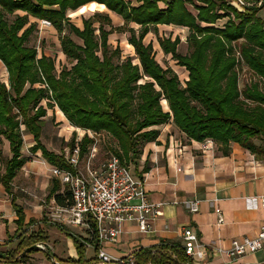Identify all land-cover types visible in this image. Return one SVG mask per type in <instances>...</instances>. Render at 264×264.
I'll list each match as a JSON object with an SVG mask.
<instances>
[{"label":"trees","instance_id":"1","mask_svg":"<svg viewBox=\"0 0 264 264\" xmlns=\"http://www.w3.org/2000/svg\"><path fill=\"white\" fill-rule=\"evenodd\" d=\"M135 1L137 6L130 0H0V63L7 73V84L0 80V138L8 142L10 153L0 173V184L7 195L12 194V182L26 163L21 151V128L32 136L31 154L39 152L50 166L76 172L63 153L47 150L40 141L46 116L43 100H47L46 107H56L70 126L85 131L78 143L81 159L94 142L86 132L104 133L117 145L111 155L127 167L139 158L144 143L157 138L159 132L152 128L170 120L191 141L212 140L223 156L229 155V144L236 143L256 160L264 158V24L257 17L258 9L239 12L216 0ZM91 3L118 16L123 25L114 27L107 14L96 13L82 20L80 29L66 17L67 10ZM8 15L13 16L11 22L6 20ZM29 17L46 21L56 30L69 68L63 66L57 72L53 59L44 54L38 57L36 48L27 45L36 29ZM222 19L226 20L219 26ZM158 25L187 30L185 55L177 52L178 37L158 39L161 51L188 72L184 86L170 68L163 69L156 62L151 43L143 42L148 33L157 34ZM114 32L129 33L128 44L138 64L127 58L119 66L114 65L113 58L119 50L110 51L108 44ZM242 65L257 80L240 89ZM141 80L143 83L138 84ZM161 99L166 101L168 112L163 111ZM75 145L73 133L67 147L72 151ZM146 171L145 166L142 172ZM60 189L59 181L51 179L46 199L57 206H70V192L61 194ZM11 205L17 217V249L22 250L21 254H31L47 238L40 230L27 235L25 226L36 221L31 219L25 224L22 207L14 198ZM56 226L70 237L77 252L78 260L68 263L84 264L85 240ZM98 248L95 242V257L88 264L97 262ZM133 256L135 264L190 261L182 245L170 242L141 248Z\"/></svg>","mask_w":264,"mask_h":264},{"label":"crops","instance_id":"2","mask_svg":"<svg viewBox=\"0 0 264 264\" xmlns=\"http://www.w3.org/2000/svg\"><path fill=\"white\" fill-rule=\"evenodd\" d=\"M216 1L218 4L225 2L228 5L231 2V0ZM245 1L256 3L259 0ZM130 2L133 6H137L135 0H130ZM93 5L99 6L91 3L76 10H67L66 17L69 20H84L100 13L107 14L111 21L121 20L115 14L107 12L102 6H99V9L90 8ZM189 7L190 10L191 7ZM256 8L258 9L257 17L264 24V0ZM190 11L195 13L193 9ZM16 14L24 15L22 12H16ZM28 20L36 21L37 19L29 17ZM223 20L226 19L221 21ZM38 24V28H53L51 25H43L40 20H38ZM131 25L137 27L134 24ZM158 27L179 28L172 25H158ZM78 28H82V21L81 27ZM54 31L56 30L54 29ZM164 126L173 127L172 134L164 132ZM152 129L158 130L157 138L152 142L144 143L141 146L139 158L130 162L127 167L135 177L144 180L145 190L150 201L165 204L161 207L159 216L150 223L148 233L142 234L138 232L134 224L127 223L117 241L104 244L102 249L113 256L125 257L134 254L141 248H151L162 242L182 245V231L185 227L195 232L200 242L206 247L225 248L232 240L255 236L264 224V206L261 205L260 199L264 195V158L256 160L249 151L236 143H230L229 155L223 156L219 146L212 140L209 144L206 141H191L174 126L171 120ZM177 133H180V140L176 139L179 136ZM206 144L207 149H205ZM130 166H132V170ZM145 166L148 171L142 172ZM23 167L17 172L12 182L11 195H7L0 184V264H40V261L35 259V255L26 254L24 256L17 249L19 243V239L15 235L17 217L11 205V198H14L15 203L21 207V171H24ZM61 190L62 188L60 193ZM192 198L200 201L199 211L195 214L190 213L184 204ZM202 204L203 209L201 210ZM216 208L220 210L223 217V223L220 225L217 224ZM24 223L27 224V221ZM33 225L34 229L29 230V234L40 230L47 238L45 242H48V234L41 227L43 224ZM28 227L32 228V225ZM25 229L28 230L26 227ZM77 229L82 232L77 236L86 240L88 232L84 228ZM67 244L68 253L65 255L62 251V257L48 249L46 252H42L50 254L49 258L55 262L59 260L58 263L71 264L68 263L70 260L75 263L78 256L72 240H69ZM94 257V246L84 248L82 260L84 264H88L87 261ZM92 264H96V262L94 261ZM187 264H264V248L238 258L229 259L223 255H215L204 260H190Z\"/></svg>","mask_w":264,"mask_h":264},{"label":"built area","instance_id":"3","mask_svg":"<svg viewBox=\"0 0 264 264\" xmlns=\"http://www.w3.org/2000/svg\"><path fill=\"white\" fill-rule=\"evenodd\" d=\"M229 4L238 11H243L247 8L259 7L262 0L256 3L231 0ZM42 24L50 25L46 21H42ZM205 141L207 144L210 143V140ZM207 148L208 146L205 147ZM95 156L96 148L92 144L85 157V166L81 168L83 159L80 158L79 147L76 144L72 151L68 150L65 154L66 162L76 170L75 173L56 167L51 168L52 178L58 180L61 185V194L68 190L72 198L70 206L54 204V212L51 216L62 227L84 228L88 232V239L83 241V245L84 248H89L97 242L99 248L96 251V264H135L133 254L116 257L108 254L102 246L106 243H115L127 223L134 224L138 232L142 234L148 233L150 223L159 216L160 209L165 203L150 201L144 180L135 177L116 156L110 155L102 164L94 167ZM260 199L261 205L264 206V195ZM184 204L190 213L195 214L199 211L200 201L198 199H189ZM215 213L217 224H222L223 217L218 208L215 209ZM91 224H94V228ZM182 240L184 254L191 261L204 260L215 255L233 259L264 248V224L255 236L232 240L225 248L206 247L200 242L197 234L188 227L182 231ZM36 246L45 251L44 245Z\"/></svg>","mask_w":264,"mask_h":264},{"label":"rangeland","instance_id":"4","mask_svg":"<svg viewBox=\"0 0 264 264\" xmlns=\"http://www.w3.org/2000/svg\"><path fill=\"white\" fill-rule=\"evenodd\" d=\"M90 8H100L99 6H94ZM190 8V7H189ZM192 10V8H190ZM242 12V11H239ZM77 19V18H76ZM6 20L11 22L13 20V16H6ZM30 22H36L37 28L29 37L27 45L30 47H34L37 50L38 57L41 54L50 57L55 61V68L56 71L59 72L63 66L67 68L70 67L69 62L65 58V56L60 51L59 39L58 34L54 31L53 28L45 29V28H38V20H29ZM82 20H70L71 23L75 24L78 27H81ZM223 21H219L218 25L220 26ZM112 24L114 27L123 25L122 20H112ZM95 27H98V24H95ZM129 27H134L133 25H129ZM108 30L109 28L106 27ZM187 30L185 28H170V27H158L157 34L151 33L148 34L144 39V44L151 43L154 57L156 62L163 68H170L176 75L179 80V83L184 86V83L187 80L188 72L183 68L177 65L176 61L171 58L170 55H165L158 45L159 38H170L171 40L175 38L174 36L180 39V44L177 47V52L181 55H185L188 53V46L186 43L187 37ZM129 33H119L114 32L108 37V44L110 51L118 49L119 53L113 58V63L115 66H119L123 61L127 58L132 60L133 64H138V60L134 53L133 48L128 44ZM72 39L80 43L78 39L72 36ZM236 48H234L235 51ZM235 57L238 59L237 52L234 53ZM0 80L7 84V73L5 68L0 63ZM145 80V79H144ZM144 80L138 82V84H142ZM257 78L254 77L245 66L242 65V68L239 71V88L242 89L245 85H248L250 82L256 81ZM41 104L46 108V116L43 119V127H42V136H41V143L42 145L49 151L55 152L57 154L63 153L64 156L68 152L69 148L67 147V143L69 142L73 133L76 136V144L80 142L81 138L83 137L82 131L79 129H75L74 127L70 126L68 121L62 115V113L56 108L50 109L46 107L47 100H43ZM161 104L163 111L168 112V107L166 101L161 99ZM164 126V132L174 131L173 127H166ZM22 130V139H23V147H22V156L26 159L27 163L23 167L24 171H21V207L22 213L24 214V222L27 223L32 219L35 220V225L42 223V228H44L48 234V242L46 241L45 244H42L45 247L46 252L47 249L53 252L55 255L62 257L61 253L64 251L65 255L68 253V244L67 242L70 239L66 235L65 232L60 230L56 225L60 224L57 221L53 220L51 216L54 212L53 207L54 202L52 200H47L48 191L51 186V168L49 164L40 156V153L37 152L36 154H31L29 152V148L33 145V139L30 134L26 131ZM88 136L94 139L93 144L96 148V156L93 159L94 167H98L102 164L110 155L111 150L114 149L117 145L114 140L107 134L99 133L94 134L90 131L86 132ZM179 136L176 137L177 140L181 139L180 133ZM258 143V142H256ZM10 157L8 143L3 139L0 138V173L3 171L4 161ZM86 160L85 158L81 161V168L85 166ZM131 170L133 169L130 166ZM20 177V176H19ZM203 209V204L201 205V210ZM56 224V225H53ZM28 228L27 235L29 234V230L34 229V225L32 228L25 226ZM64 227V226H63ZM65 229L71 231L73 234L80 235L79 230L77 228H68L64 227ZM33 233V232H32ZM44 235V234H43ZM47 243V244H46ZM37 244V245H38ZM37 250H40L36 248ZM17 250V249H16ZM22 251V250H21ZM41 251H34L31 254L35 255V259L40 261V264H62L55 262V260H51L49 258L50 254H45ZM93 254V253H92ZM26 255V254H22ZM22 258V257H21ZM58 259V258H57ZM37 261V262H38ZM53 262V263H52Z\"/></svg>","mask_w":264,"mask_h":264},{"label":"water","instance_id":"5","mask_svg":"<svg viewBox=\"0 0 264 264\" xmlns=\"http://www.w3.org/2000/svg\"><path fill=\"white\" fill-rule=\"evenodd\" d=\"M37 248V246H35Z\"/></svg>","mask_w":264,"mask_h":264}]
</instances>
